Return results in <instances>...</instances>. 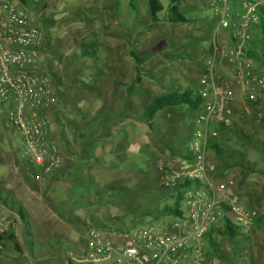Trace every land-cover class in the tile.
Wrapping results in <instances>:
<instances>
[{"label":"rangeland","instance_id":"374dc122","mask_svg":"<svg viewBox=\"0 0 264 264\" xmlns=\"http://www.w3.org/2000/svg\"><path fill=\"white\" fill-rule=\"evenodd\" d=\"M48 1L44 0V3ZM145 1L146 14H143L139 3L143 4ZM42 2L43 0H41ZM65 2L67 12L64 13V19H73L75 22L82 21L81 25L84 28L81 31L87 33L93 19L97 20L99 9L92 4V0H65ZM161 2L164 11L160 22L155 25L149 24L150 14L147 12V0H103L101 6L102 10H106L113 5L112 9L115 10L113 17L116 19L121 20L123 16H126V30H128L129 17L131 18V26L135 20L138 24H143V28L139 30L140 34H143L141 38L150 39L152 48L155 47L157 52L155 56L159 55L158 51L160 50H168L167 59H156V63L167 62L170 66L166 69V79L158 76L153 80L159 91L157 94L149 91L146 96L148 105L155 97L159 98L176 92L177 86L180 85V87H184L185 91L196 94L198 82L205 74L213 41L228 39V32L218 27V19L215 13L216 0H184L180 4L179 12L186 19L191 20L186 24H169L164 21L168 3L167 0H161ZM34 9L32 10L33 15ZM102 10L101 12H103ZM37 14L35 24L42 32L45 41L41 54V70L49 78L57 98V107L54 112L49 114V118L52 123V139L61 151V164L58 168L59 172L57 170L52 174L44 175L22 157L18 144L14 145V143L5 141L0 143V204H3L10 212L21 211L26 215L28 212L33 214L28 217V222L19 219V229L11 234L14 238L11 236L5 238L1 264H79L80 261L85 262L90 259L91 253L85 254L86 257L84 258L82 252H87L91 246L96 245L97 236H100L102 241L108 240L114 245H127L118 236L119 232L105 233L106 230L102 227L106 224L119 227L120 222L118 220L126 219L133 212L143 207L152 214L157 213V204L155 205L153 201L145 203L143 196L153 193V186L157 180V166L159 162L164 160L154 164L156 173L155 169L150 168V159H147V162L144 161L142 176H140L139 171L130 173L129 171H118L116 168L108 169L103 166L98 167V171L93 172L91 165H88L89 169L82 165V168L76 171L73 169L76 166L72 167L69 164L71 159L69 162L63 161L64 156L65 158L69 157L67 156L69 150L79 149L80 152H85L82 141H79V134L91 132V124L87 123V118H89L87 112L82 111L78 98L68 89H75V85L78 84L77 80L80 82L81 77L77 78L73 75L74 73L79 74L83 69L90 68L86 73L87 75L90 74L92 62L90 66L86 64L83 69L71 70L68 72V76L62 70L64 66L61 70L57 68L56 72H53L54 69L50 70L49 60L53 61L56 58L51 55L53 51L50 48L51 44L48 43V39L45 40L46 28L38 23ZM137 32L135 31L133 34L135 35ZM160 52L165 53L164 51ZM90 53L92 54V50ZM70 60L75 62L73 58ZM74 62L70 61L69 63L73 66ZM255 62L256 67L264 73L263 47L258 49ZM215 68L218 69V66ZM63 92L67 94L61 96ZM59 101L62 102L61 108L66 119L60 118L58 115ZM254 105L259 106L255 120L248 118V120L243 121L242 125L236 126L235 129L232 128V131L229 130L225 134L226 140L217 138L216 143L222 151L220 155L208 149L209 160L213 163L214 171L217 172L213 174L214 180L219 183L227 177L230 178L238 199L246 209L256 210L260 218V221H255L252 226L254 241L252 246L241 250L238 244L232 246L226 239H218L220 249L226 254L231 264L245 262L246 258L255 261V264H264V100L254 103ZM181 110L184 116L181 119L179 113L174 109L158 112L156 121L158 120L159 125L153 124V129H165L162 128V123L166 119L165 115L171 111L173 120L169 122V132L163 137L175 151L182 148L180 154H188L192 133L199 127L196 122L202 110L196 112L185 108ZM125 119L128 121L131 118L126 116ZM130 125L133 126V121ZM155 133L160 132L157 130ZM153 139L157 141L158 137ZM77 172L80 176L77 175ZM94 179L101 183L99 191L85 187L86 182L94 183ZM129 184L133 187H130ZM70 190L76 192L80 202H83L80 207V214L77 215L78 218L83 217V222L77 223L78 228H80L78 230L72 227L74 230H71L67 236L65 235L64 226L66 224L64 219L68 218L74 209L70 206H64L65 201L59 200L57 197L60 192H69ZM172 197H174L172 191L168 194L159 193L154 197V202L165 199L170 204L173 202L171 201ZM29 203L36 204L38 209L29 207ZM49 205L54 210L51 213L45 209ZM182 209L184 210L183 205ZM47 223L51 224L53 229H57L53 233L54 235L52 231L44 228ZM29 227L30 233H28ZM57 231L69 237L65 240L66 243L57 235ZM133 233L135 232L133 231ZM236 241H239V238ZM15 243L21 248V256L14 250Z\"/></svg>","mask_w":264,"mask_h":264},{"label":"built area","instance_id":"2783aa9c","mask_svg":"<svg viewBox=\"0 0 264 264\" xmlns=\"http://www.w3.org/2000/svg\"><path fill=\"white\" fill-rule=\"evenodd\" d=\"M216 3L218 27L228 32V39L213 41L205 74L198 82L199 127L186 156L159 162L153 186L154 192H182L183 218L119 234L127 245H114L97 236L96 245L82 252L84 258L91 253L90 259L79 264H226L208 256L205 248L207 235L220 226L222 207L241 227L237 241L241 250L254 244L252 226L258 214L245 208L230 178L214 180L208 149L218 126L231 124L237 95L248 104L264 100V73L249 55L254 29L264 16V0ZM40 4L41 0H0V143L18 144L22 157L49 175L58 170L62 156L52 139L49 118L57 98L41 70L43 34L32 12ZM19 219L0 204V264L5 238L19 229ZM238 263L255 264L253 260Z\"/></svg>","mask_w":264,"mask_h":264},{"label":"crops","instance_id":"0c3cea01","mask_svg":"<svg viewBox=\"0 0 264 264\" xmlns=\"http://www.w3.org/2000/svg\"><path fill=\"white\" fill-rule=\"evenodd\" d=\"M102 1L92 0V4L99 11L97 20L93 19L87 33L81 31L84 28L81 25L82 21L75 22L73 19H64V13L67 12L65 10L67 1L65 2V0H49L46 3L43 0L34 9V21L36 13H38L37 21L46 28L45 32L47 35H45V40L48 39V43L50 42V48L53 49L51 55L56 58V60L52 58L53 61L49 60L50 70L54 69L55 71L53 72H56L57 68L61 70L62 66H64L62 70L67 75L71 70L83 69L86 64L90 66L92 62L90 74H86L90 68L83 69L79 74L74 73L73 75L77 78L81 77V83L77 80L78 84L75 85V89H68L78 98L82 111L87 112L89 117L87 118V123L91 124V132L79 134V141H82V147L85 152H80L79 149L75 151L69 150L67 151V156L69 157L65 158L64 156L63 161L69 162L71 159L69 164L72 167L76 166L73 168L76 171L82 168V165L87 169H89L88 165H91L93 169L91 171L93 172L95 170L98 171V167L103 166L108 169L116 168L118 171H129L130 173L139 171L141 173L140 176H142L143 162H147V159H150V168L155 169L156 173V168L154 167L156 162L187 155L180 154L182 148L179 151H175L172 145L163 137L169 132L168 125L173 120L171 111L165 115L166 119L162 123V128H165L163 130L161 128L153 129V124L159 125L158 120L156 121L158 112L150 121L146 117V109L148 107L146 96L149 91L156 94L159 91L153 80L158 76L166 79V69L170 66L167 62L163 64L161 62L156 63V59H167L168 50H160L165 53L158 51L159 55L155 56L157 52L155 47L152 48L153 46L149 42L150 39L141 38L143 34H140L139 30L143 28V24H138L135 20L131 26V18L129 17L128 30H126V16H123L121 20L114 18L115 10L112 9L114 6L111 5V8L102 10ZM139 6L143 14H146V1L143 4L139 3ZM67 8H69V5H67ZM147 12L149 13L148 8ZM81 15L83 14L81 13ZM148 20L149 24H151L150 16ZM135 31L138 32L134 35L133 32ZM81 33L83 35H80ZM44 43L45 41L43 40V45ZM90 50H92V54ZM141 55L143 56L141 57ZM134 56L141 61L138 65L135 63ZM71 58L75 59V62L70 60ZM70 61L74 62L73 66L69 63ZM180 86H177L176 91H185L184 87ZM66 94V92H63L61 96ZM61 103L59 101L58 115L60 118L66 119L62 112ZM184 108L190 110L186 106L172 108V110L174 109V111L178 112L181 119L184 117L181 109ZM258 109V105H249L237 95L236 102L232 107L231 124L229 126H218L217 136L212 141L214 142L215 140L213 144H216L217 138L226 140L225 134L229 130L232 131V128L235 129L236 126L242 125L244 120L246 121L248 118L255 120ZM126 116L131 119L126 121ZM132 121L133 126L130 125ZM149 123L152 124L151 129L148 127ZM157 130L160 133H155ZM155 137H158L157 141L153 139ZM77 175L80 176L78 172ZM94 183L86 182V189H97L99 191L101 183L96 179H94ZM129 186L133 187L130 184ZM76 188L79 189V187ZM57 199L65 201L64 206H70L74 209V211L70 212V216L64 219L66 224L64 226L66 229L65 235L68 236L71 230L80 229L77 223L83 222V217L78 218L77 215L80 214V207L83 202H80L76 192H72V190L60 192ZM73 199L75 200L73 201ZM28 206L38 209L34 203H29ZM50 207L51 205L45 208L49 213L54 211ZM14 212L17 214L19 211ZM25 215L24 217L28 222V217L33 214L28 212L27 217ZM44 228L52 231V234L57 230L53 229L49 223ZM30 231L29 227L28 233ZM58 231L57 235L65 242L69 237L60 234Z\"/></svg>","mask_w":264,"mask_h":264},{"label":"trees","instance_id":"16d2710c","mask_svg":"<svg viewBox=\"0 0 264 264\" xmlns=\"http://www.w3.org/2000/svg\"><path fill=\"white\" fill-rule=\"evenodd\" d=\"M184 0H167V8H166V15L164 17V21L169 24H186L189 23L191 20L186 19L182 16L179 12L180 4ZM147 5L149 9L150 18L153 24L158 23L161 20L162 12L164 11V6L161 0H147ZM251 50L249 51V55L255 60H257V51L259 48H264V16L261 18L260 23L254 29L253 41L250 43ZM42 52V51H41ZM135 63L138 65L141 61L139 58L134 56ZM139 74V72L137 71ZM186 106L191 111L199 110L201 106V100L198 95L194 94L191 91H176L170 94H166L159 98L154 99L146 109V117L148 121L152 120L155 114L159 111L165 109H172ZM149 129L152 128V124L149 123ZM211 150H215L218 155L222 153L219 146L217 144H211ZM186 186H191L190 183H187ZM171 192V191H170ZM174 197L171 198L172 203H168L165 199L162 200H155L154 197L156 194H168L167 191L161 192H154L149 194V198L146 199L145 203L148 201L156 205L157 213L152 214L151 212L145 210L143 207L142 209L136 210L131 215H129L126 219L118 220L120 222V226L117 227L115 225L106 224L102 227V229L106 230L105 233L109 232H119L120 234H131L133 231H139L146 229L150 226H157L162 227L167 225V223L171 222L174 218L175 219H182L183 218V209H182V192L180 191H172ZM256 211V210H253ZM221 212L223 213V217L220 220V226L218 228H213L210 233L206 237V254L208 256H215L220 261L231 264L228 257L224 252L220 249L219 240L220 238L226 239L232 246L234 244H238L236 239L241 234V227L236 226L232 218L229 214V211L226 207L221 208ZM17 216L25 222L24 214L19 211ZM259 218V216H258ZM256 219L257 222L260 221ZM11 236V235H10ZM13 237V235L11 236ZM14 238V237H13ZM61 243V241H58ZM14 250L21 256V248L20 246L15 243ZM235 254V253H234ZM237 257V255L235 254ZM250 259L246 258V261L243 263H247ZM255 262V261H254Z\"/></svg>","mask_w":264,"mask_h":264},{"label":"bare ground","instance_id":"6f19581e","mask_svg":"<svg viewBox=\"0 0 264 264\" xmlns=\"http://www.w3.org/2000/svg\"><path fill=\"white\" fill-rule=\"evenodd\" d=\"M212 49V48H211ZM217 144V143H216Z\"/></svg>","mask_w":264,"mask_h":264}]
</instances>
